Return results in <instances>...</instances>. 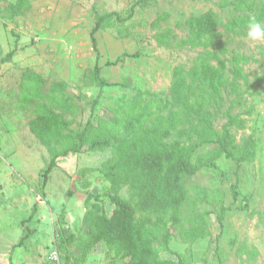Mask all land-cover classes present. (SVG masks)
<instances>
[{"label":"rangeland","instance_id":"rangeland-1","mask_svg":"<svg viewBox=\"0 0 264 264\" xmlns=\"http://www.w3.org/2000/svg\"><path fill=\"white\" fill-rule=\"evenodd\" d=\"M16 2L3 0L0 5V55L5 57L14 51L11 60L0 70V264H4L3 260L9 263L4 253L22 235L19 221L25 222L26 234L36 229L37 238L43 243L44 234L52 233V218L55 239L63 230L79 233L84 201L91 193L100 194L110 210L106 197L110 186L100 172V164L111 157L110 150L59 158L46 186L41 188V171L49 158L46 149L29 131L33 111L22 98L23 74L30 71L49 84L65 83L66 96L78 107L72 128H82L91 115L103 117L137 93L165 97L173 68L191 65L200 50L157 46L151 24L158 16L167 15L160 23L162 28L176 30L178 23L208 10L215 12L223 24L233 15L231 8L217 7L220 0H27L21 10L15 11ZM131 11L130 20L112 21L109 27L100 29L94 35L96 47H93L91 31L97 15L115 12L125 18ZM219 32L224 48L251 59L243 69L246 82L239 81L238 95L225 96L221 112L234 102L232 114L246 120L243 129L233 130L236 141L241 143L252 134L259 147L258 156L254 162L242 164L219 159L216 168L184 179L191 199L197 188L210 196L208 201L190 204L187 209L206 213L211 236L189 245L172 230L170 253L161 252L160 256L173 261L180 256L187 264H264V223L260 219L264 211V40L252 41L224 33L223 28ZM176 33L184 35L180 30ZM95 66L101 69V77L108 84L102 90L85 82L87 72ZM96 98L98 104L92 112L91 104ZM224 122L220 113L214 127L220 129ZM211 148L205 146L197 154ZM234 185H237L235 197ZM23 195L35 196L40 206L33 209L29 203L27 212L13 211L12 200ZM119 196L128 200L125 187ZM220 204L226 209L222 229L217 221ZM183 224L187 226L185 221ZM243 247L255 250L257 258L243 262L238 255ZM20 248L24 244L8 254L19 257ZM70 250H75L73 245ZM91 253L87 264L108 261L103 246L98 245Z\"/></svg>","mask_w":264,"mask_h":264},{"label":"trees","instance_id":"trees-1","mask_svg":"<svg viewBox=\"0 0 264 264\" xmlns=\"http://www.w3.org/2000/svg\"><path fill=\"white\" fill-rule=\"evenodd\" d=\"M26 2L17 0L15 11L21 10ZM217 7L231 8L233 15L224 24L212 10L189 17L175 27L184 32L183 36L174 29L162 28L160 23L167 15L158 16L151 24L157 46L200 50L191 65L173 68L165 97L137 93L103 117L91 115L82 128H72L78 107L66 96L65 83L49 84L30 71L23 74L22 98L33 111L29 131L49 158L41 171V188L46 186L59 158L82 152H111V157L100 164V172L110 186L106 195L110 210L100 194L87 196L79 233L63 230L53 243L64 264H84L98 245L106 251L108 261L104 264H187L180 256L177 261L160 256L161 252L170 253L174 237L171 231L189 245L211 236L206 213L187 209L190 204L208 201L210 196L197 188L191 199L184 179L216 168L219 159L242 164L252 163L258 156L259 147L252 134L241 143L236 141L233 130L243 129L246 120L232 114L234 102L221 112L225 96L238 95L239 81L246 82L243 69L251 59L224 48L219 28L224 33L247 37V24L253 18L264 26V0H220ZM132 15V11L125 18L115 12L97 15L91 31L93 47H96L94 35L100 29L109 27L112 21L124 23ZM13 55L14 51L5 57L0 55V70ZM85 82L100 90L108 85L98 66L87 72ZM97 104L96 98L91 104L92 112ZM220 113L225 122L216 129L214 123ZM205 146L212 148L197 154ZM124 187L128 200L119 196ZM236 187L232 186L234 197ZM225 212L220 204L217 210L220 229ZM260 219L264 223V211ZM71 245L75 250H70ZM238 255L243 262H250L258 253L243 247Z\"/></svg>","mask_w":264,"mask_h":264},{"label":"crops","instance_id":"crops-1","mask_svg":"<svg viewBox=\"0 0 264 264\" xmlns=\"http://www.w3.org/2000/svg\"><path fill=\"white\" fill-rule=\"evenodd\" d=\"M19 196H17V197H19ZM19 203H22V204H19ZM29 203H32V205H33L32 207L35 206V209L37 208V206L38 207L40 206L39 200L37 198H35V196H34V198H32L30 196L28 198H26V196L23 195V197H20L18 199L15 198L14 200H12L13 211L19 210V212H24V211L27 212V210H28L27 208L29 207V205H28ZM37 213H38V211H37ZM36 214H32L31 216H35ZM52 219L54 222V218H52ZM19 222L20 223H19L18 228H21L19 234H22V235L17 237V240L11 245L14 248L11 247V250L9 252L14 251L15 247L18 246V244L22 240V238H24L26 236L24 238V240L22 241V245L24 244V248L18 249V251L22 250V252H21L19 257L17 255H15V256L13 255L14 259H13V256L11 257L8 254L9 252L4 253V257L5 256L9 257V263L8 262L5 263L4 260L2 262H4V264H49L47 262V253L49 252L51 245H53V242L55 240L54 237L56 235L55 234V226H54L53 222H52V226H53L52 233L49 234V232H48V234H44L43 237L45 238V240L43 241V243L41 242V238L40 239L37 238L36 229L30 230L26 234L27 228H26L25 222L24 223L21 221H19ZM66 228L70 229V227L68 225H66ZM52 234H53V237H52ZM33 235H35V237H32ZM26 242H29L28 247L25 246ZM99 246H100V248L102 247L101 245H99ZM91 254L92 253L89 254V256L87 257L84 264H87L89 262L88 258L90 257Z\"/></svg>","mask_w":264,"mask_h":264},{"label":"clouds","instance_id":"clouds-1","mask_svg":"<svg viewBox=\"0 0 264 264\" xmlns=\"http://www.w3.org/2000/svg\"><path fill=\"white\" fill-rule=\"evenodd\" d=\"M246 35L252 41L264 40V26L253 18L247 24Z\"/></svg>","mask_w":264,"mask_h":264},{"label":"built area","instance_id":"built-area-1","mask_svg":"<svg viewBox=\"0 0 264 264\" xmlns=\"http://www.w3.org/2000/svg\"><path fill=\"white\" fill-rule=\"evenodd\" d=\"M2 1L3 0H0V5H1ZM47 261L50 264H64L61 260V255H60L59 251L56 249V247L54 246V244L51 245L50 251L47 254Z\"/></svg>","mask_w":264,"mask_h":264}]
</instances>
